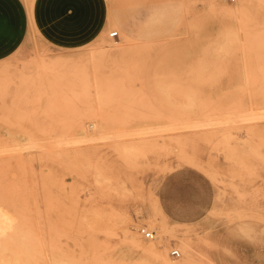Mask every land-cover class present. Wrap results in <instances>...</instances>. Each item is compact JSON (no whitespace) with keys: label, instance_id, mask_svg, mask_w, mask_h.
<instances>
[{"label":"rangeland","instance_id":"rangeland-1","mask_svg":"<svg viewBox=\"0 0 264 264\" xmlns=\"http://www.w3.org/2000/svg\"><path fill=\"white\" fill-rule=\"evenodd\" d=\"M108 1L95 29L57 5L87 38L64 47L39 0H0V262L159 264L129 229L160 264H264V0H183L170 35L120 44Z\"/></svg>","mask_w":264,"mask_h":264},{"label":"crops","instance_id":"crops-1","mask_svg":"<svg viewBox=\"0 0 264 264\" xmlns=\"http://www.w3.org/2000/svg\"><path fill=\"white\" fill-rule=\"evenodd\" d=\"M96 1L63 0L60 4L56 0H49L48 2L39 0L37 5L35 3L33 5V21L42 30L50 43L64 47H77L84 44L87 38L75 40L71 35H69V38L66 36L64 31L67 29L73 30V27H69L65 22L66 20L69 22V19H71L69 17L71 16L61 18L60 14L55 11L57 5L60 4V7L66 6L67 11L63 12H70L72 15H78L84 9L87 23L90 25V28L95 29L107 23L101 0H98L91 7V4ZM47 5L50 6L49 12ZM108 6L116 28L126 38L141 42H153L170 35L180 23L183 13V0H109ZM56 14L58 15L57 17H55ZM61 24H63V27L60 26ZM122 38L121 35V41Z\"/></svg>","mask_w":264,"mask_h":264},{"label":"bare ground","instance_id":"bare-ground-1","mask_svg":"<svg viewBox=\"0 0 264 264\" xmlns=\"http://www.w3.org/2000/svg\"><path fill=\"white\" fill-rule=\"evenodd\" d=\"M246 2V0H240V2H239V7L242 5H244V3ZM221 3H222V1H221ZM236 5H238V4H236ZM237 8V7H236ZM240 10H241V8H240ZM127 25V24H126ZM128 26V25H127ZM122 27V26H121ZM125 27V26H124ZM130 27V26H129ZM128 27V28H129ZM121 29V28H120ZM122 31H124V30H122ZM127 32H128V30H127ZM126 33V32H125ZM132 38V37H131ZM126 39H128V40H131L130 38H126ZM123 48V47H122ZM93 125H94V123H90L89 124V126L90 127H93ZM88 126V125H87ZM30 127V126H29ZM89 127V128H90ZM88 128V127H87ZM89 130V129H88ZM38 133V132H37ZM87 133H88V131H87ZM88 136V135H87ZM32 138V137H31ZM47 140V139H46ZM23 141H24V139H23ZM139 143V142H138ZM140 144V143H139ZM39 145V144H38ZM118 145V147L119 146H121V145H119V143L117 144ZM29 146V145H28ZM125 146V145H124ZM135 146H137L136 145V143H135ZM25 147H26V145H25ZM24 147V148H25ZM33 147V146H32ZM117 147V148H118ZM134 147V146H133ZM140 147V146H139ZM21 148H23V147H21ZM116 148V147H115ZM124 148V147H123ZM130 148V147H129ZM26 149V148H25ZM119 149H121V148H119ZM141 149V148H140ZM134 150H137V148L135 149L134 148ZM144 150V149H143ZM142 151V150H141ZM140 150H139V153L141 152ZM145 151V150H144ZM121 152H122V149H121ZM138 152V151H137ZM120 153V152H119ZM118 153V154H119ZM123 153V152H122ZM145 153V152H144ZM146 154V153H145ZM143 155V154H142ZM159 155H161V154H159ZM144 156V155H143ZM152 156V155H151ZM187 156V155H186ZM141 157V156H140ZM139 157V158H140ZM164 157V156H163ZM2 157H0V159H1ZM145 158V157H144ZM166 158V157H165ZM187 158V157H186ZM185 158V159H186ZM120 159V158H119ZM158 159H159V157H158ZM163 159V158H162ZM189 159H191V158H189ZM193 159V158H192ZM122 160V159H121ZM126 160H127V158H126ZM186 160H188V159H186ZM198 160V159H197ZM101 161V160H100ZM159 161V160H158ZM166 161V160H165ZM1 162H2V160H1ZM130 162H132L131 160H130ZM169 162V161H168ZM187 162H190V161H187ZM140 163V162H139ZM155 163V162H154ZM158 163V162H157ZM165 163V162H164ZM184 163H186V162H184ZM4 164H6V163H4ZM133 165H134V163H132ZM182 164V163H181ZM102 165V164H101ZM128 165V164H127ZM138 165V164H137ZM136 165V163H135V166H137ZM152 165V164H151ZM170 165V164H169ZM183 165V164H182ZM193 165V164H192ZM197 165V164H196ZM196 165H195V167H196ZM203 165V164H202ZM130 166V165H129ZM134 166V167H135ZM159 166H161V165H159ZM104 167V166H103ZM140 167V166H139ZM138 167V168H139ZM143 166H141V168H142ZM158 167V166H157ZM5 168H6V166H5ZM126 168V167H125ZM136 168V167H135ZM164 168H165V166H164ZM167 168V167H166ZM196 168H198V166L196 167ZM199 168H201V165H199ZM209 168V167H208ZM128 169V168H127ZM137 169V168H136ZM170 169H172V168H170ZM130 170V169H129ZM135 170V169H134ZM163 170V169H162ZM174 170V169H173ZM1 171V170H0ZM172 171V170H171ZM209 173V172H208ZM164 174V173H163ZM96 176V175H95ZM212 176V175H211ZM219 177V176H218ZM264 180V179H263ZM120 182V181H119ZM128 183V182H127ZM4 187V186H3ZM118 187V186H117ZM3 191V190H2ZM262 191V190H261ZM6 192V191H5ZM129 194V193H128ZM3 196V195H2ZM158 199V198H157ZM156 200V199H155ZM5 201H7V200H5ZM23 207V206H22ZM23 208H25V207H23ZM25 210V209H24ZM26 211V210H25ZM29 211V210H28ZM157 211H159V210H157ZM124 215H125V213H124ZM28 219H29V217H28ZM1 220H3V219H1L0 218V221ZM9 220H11V219H9ZM19 220V219H18ZM22 220V219H21ZM24 220H26V216H25V218H24ZM31 220V219H30ZM29 220V221H30ZM6 223H4L3 225L0 223V236H3V235H5L6 234V237H8L7 236V233H9L10 234V232H8L9 230L10 231H12L13 229V226L14 225H11L12 223L11 222H13V224H15L16 223V218H15V222H14V220L12 219L11 221H5ZM24 222V221H23ZM28 222V221H27ZM26 223V222H25ZM31 223V222H30ZM30 223H28V225L30 224ZM42 223V222H41ZM23 224V223H22ZM31 225V224H30ZM29 225V226H30ZM35 226V225H34ZM16 227H18V226H16ZM33 227V226H32ZM19 228V227H18ZM21 228V227H20ZM26 228V227H25ZM22 229H24V227L22 228ZM26 230H28V229H26ZM26 230H24V231H26ZM40 231V230H39ZM30 232V231H29ZM127 232H128V237L132 240V241H135L136 243L138 242V246L139 247H141V249L143 250V251H146V252H148V253H150V255H154L155 256V258H156V260L158 261V263L160 264V262H162L163 263V260L164 261H166V259H167V257L166 256H164L163 254H161L160 252H159V250H158V248H157V246H156V244H155V242H153V241H151L148 245H144L138 238H137V235L135 234V233H132V231L131 232H129V229H127ZM21 233H24V232H21ZM137 233V232H136ZM12 234V233H11ZM16 234V233H15ZM23 235V234H22ZM26 234H24V236H25ZM11 236V235H10ZM9 236V237H10ZM32 236V235H31ZM168 236V235H167ZM15 236H13V238H14ZM19 237V236H18ZM17 237V238H18ZM3 238H5L4 236H3ZM21 238H23V237H21ZM29 239H32V238H30V237H28ZM35 238V237H34ZM34 238L32 239V240H34ZM173 238H176V237H173ZM6 239V238H5ZM11 239V238H10ZM10 239H8V240H10ZM19 239V238H18ZM26 239H27V237H26ZM25 239V240H26ZM29 239H27V240H29ZM20 240V239H19ZM37 241L36 242H38V239H36ZM188 241V240H187ZM5 242V241H4ZM11 242V241H10ZM16 242H19V241H16ZM27 243H28V241H27ZM31 243V242H30ZM29 243V245H31ZM32 243H34L35 244V240L34 241H32ZM43 243V242H42ZM146 243V242H145ZM24 244V243H23ZM129 244H130V242H129ZM27 246V245H26ZM37 246V245H36ZM44 246V245H43ZM20 247V246H19ZM18 247V248H19ZM32 247V246H31ZM16 248V247H15ZM5 249H6V247H5ZM4 249V250H5ZM20 249H21V247H20ZM26 249V248H25ZM31 250H33L34 249V251L36 250V248L33 246V249L32 248H30ZM3 250V251H4ZM23 250V249H22ZM190 250V249H189ZM9 251H10V249H9ZM26 251V250H25ZM24 250H23V252H25ZM29 251V249H27V252ZM33 251V252H34ZM22 253V252H21ZM29 253V252H28ZM36 252H34V254H35ZM16 254V253H15ZM14 253H13V255H15ZM36 255V254H35ZM16 256V255H15ZM19 256V254L17 255V257ZM22 256V255H21ZM32 256V255H31ZM31 256L29 255V256H26V257H30V258H28V259H30V260H32L31 259ZM17 257H15V258H17ZM34 257V256H33ZM32 257V258H33ZM8 258V257H7ZM19 258V257H18ZM21 259V258H20ZM17 259H15V261H16ZM8 261H10V259L8 260ZM18 261V260H17ZM16 261V262H17ZM34 260H32V262H33ZM35 262V261H34ZM33 262V263H34ZM37 262V261H36ZM24 263V262H23ZM30 263H31V261H30ZM65 263V262H64ZM66 263H67V261H66ZM0 264H3L2 263V261L0 262ZM7 264V263H6ZM10 264V263H9ZM16 264H18V263H16ZM35 264V263H34Z\"/></svg>","mask_w":264,"mask_h":264},{"label":"built area","instance_id":"built-area-1","mask_svg":"<svg viewBox=\"0 0 264 264\" xmlns=\"http://www.w3.org/2000/svg\"><path fill=\"white\" fill-rule=\"evenodd\" d=\"M109 39L111 42L114 44H120L121 42V35L118 29L111 30L108 34ZM141 233L144 235L145 238L147 239H154L155 232L152 230H148L146 227H143L140 229ZM170 254L174 257H180L181 253L178 249H172L170 251Z\"/></svg>","mask_w":264,"mask_h":264}]
</instances>
